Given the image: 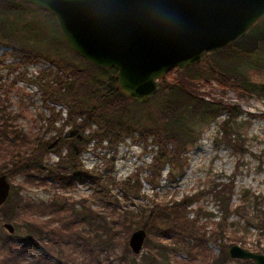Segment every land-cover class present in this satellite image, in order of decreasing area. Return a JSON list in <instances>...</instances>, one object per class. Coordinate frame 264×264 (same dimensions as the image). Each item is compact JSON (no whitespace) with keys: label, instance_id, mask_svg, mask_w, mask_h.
Wrapping results in <instances>:
<instances>
[{"label":"trees","instance_id":"1","mask_svg":"<svg viewBox=\"0 0 264 264\" xmlns=\"http://www.w3.org/2000/svg\"><path fill=\"white\" fill-rule=\"evenodd\" d=\"M27 10L35 12L28 16L25 15ZM39 23L43 25L38 27ZM240 44L244 50L264 53V19L247 36L223 50ZM4 45L12 48L10 54L18 60L7 62L9 52H4L0 55V72H16L22 66L42 60L49 61L56 68L40 69L35 78H27L26 72H21L12 82L27 80L38 86L49 113L44 117L48 137L31 136L16 124L6 104L9 89L0 84V175L5 173L11 177L22 173L26 181L62 189L71 187L78 180L90 179L101 188L98 191L100 200L108 208L114 207L117 214L111 213L113 218L108 221L103 211L95 210L85 199L77 202L64 196H55L48 202L26 199L21 194L25 185L22 182L15 185L16 191L0 205V252L3 254L0 255V264H23L21 258L27 249L51 254L53 248H57V257L64 264L67 262L61 254L67 248L71 252H81L84 258L96 264H177L171 258L173 247L164 240H172V244L180 246L193 258H199L203 264H226L229 257L226 227L233 208V181L230 184L214 183L207 191L223 215L211 229L200 222L199 216L212 217L213 212L198 208L191 210L195 216H189L188 207L194 201L190 195L156 203L141 214L128 209L117 210L119 199L111 194L101 174L88 172L81 162V155L90 145L100 150L115 148L137 132L155 152L148 164L150 176L147 179L153 187L162 179L166 167L170 180L183 176L189 165L190 147L201 138V131L191 128L189 122L198 115L215 119L227 111L234 118L241 112L238 103L223 102L202 89L213 87L212 81L216 80L222 90L232 89L238 93V102L248 100L246 96H252L256 89L245 74L237 76L239 57L247 52L241 50L224 55L223 68L219 70L201 67L197 73H190L192 66L169 70V82L162 88L169 91L163 92V113L147 124L137 116L136 110L129 107L134 101L120 91L116 69L95 66L72 50L63 38L57 19L47 10L23 1L0 0V46ZM66 50L86 63V67L69 59ZM210 53L214 51L205 53L204 58ZM261 87L260 94L264 97V85ZM59 106L66 109L65 116ZM223 134L228 137L230 147L240 154L245 153V140L240 136L232 137L231 128H224ZM150 138L152 142H149ZM52 154L57 155L58 160L51 163L47 158ZM103 159L111 170L112 161L106 157ZM121 186L124 197H140L138 174L121 182ZM45 213L50 217L40 220L38 217ZM4 222H13L15 232L9 233ZM115 225L121 227V238L113 230ZM138 229L145 230L144 247L149 248L140 262L137 254L130 255L129 248L130 235ZM211 242L221 246L219 254L210 248ZM116 243L121 249L112 255Z\"/></svg>","mask_w":264,"mask_h":264},{"label":"rangeland","instance_id":"2","mask_svg":"<svg viewBox=\"0 0 264 264\" xmlns=\"http://www.w3.org/2000/svg\"><path fill=\"white\" fill-rule=\"evenodd\" d=\"M34 12L35 10H27L25 15L30 16ZM40 20L45 22L42 17H40ZM41 25L43 24H37L38 27ZM241 45L232 46L225 51L223 49L227 46L216 50L214 53L208 54L206 58L203 56L201 62L191 65L192 67L189 69L190 73H197L201 67L205 70L222 69L224 55L236 54L242 50L247 53L239 57L240 62L237 67L239 73H237V76L245 74L246 79L256 89L253 91L252 96H246L248 100L239 102L241 112L234 118L230 117L227 111H223L215 119L198 115L189 122L191 128L201 131V138L195 146L190 147L188 153L189 165L183 176L178 177L176 180H170L167 176L168 167H166L162 179L153 187L147 179L150 176L148 164L151 163L155 152L152 145L143 142L137 132L134 133V137L126 139L115 148L100 150L93 149V145H90L81 155V162L90 174H101L111 194L119 199L116 206L117 210L128 209L141 214L152 208L156 203L180 200L184 196L190 195L194 200L193 204L188 207L190 211L202 208L213 212L212 217L199 216L200 222L206 223L211 229L215 228V222L222 220L223 215L212 194L207 193V191L212 189L214 183L230 184L233 181V208L227 220L226 235L228 239L226 243L229 246L226 249L229 252L231 245L237 244L245 250L264 253V97L260 94V88L264 85V53L244 50ZM6 51L9 52L7 62L18 60L10 54L12 48L5 45L0 46V55ZM66 54L69 59L76 60L81 67H86V63L78 60L68 50H66ZM196 65L199 66L196 67ZM45 68L55 69L56 67L49 61L42 60L39 63L22 66L16 72L11 73L7 70L0 72V84H5L4 87L9 89L6 99L8 110L15 118L16 124L31 136L48 137L50 135L45 132L46 122L44 119L49 113L41 100L37 85L27 80H19L15 84H12V82L15 76L21 72H26L27 78H35L39 70ZM167 74L160 79V89L148 102L140 103L127 96L130 100L137 102H130L129 107L136 110L137 116L147 124L159 118L163 113L165 98L163 92H169L167 88L162 90L164 85L169 82ZM105 78L107 79V77ZM212 85L213 87L202 89V91L222 99L223 102H237L238 93L232 89L222 90L216 80L212 81ZM61 107L59 106V108ZM62 108L65 116L66 109ZM225 121L228 123L227 125L224 123ZM224 128L232 129V137L240 136L241 139L245 140L247 149L245 153L240 154L230 147L228 137L223 134ZM149 142H152L151 138ZM103 157L112 161L110 163L113 166L110 168L111 170H109V166ZM47 160L51 163L55 162L58 160V156L49 155ZM134 174H138L141 195L140 197H124L121 182ZM8 178L12 186L11 193L16 191L15 185L24 182L25 185L21 188V194L26 199L35 202H48L55 196H64L69 201L75 202L85 199L86 203L95 210L103 211L108 216V221L113 218L111 213L115 212L114 214H117L114 207L108 208L100 200L98 191L101 188L90 179H86V181L78 180L71 187L62 189L51 184H37L26 181L25 175L22 173L14 174ZM195 215L193 211L189 213L190 217ZM49 217L45 213L38 218L47 220ZM54 223L56 224V221ZM113 230L116 233L118 232V238H121L123 235V233H120L121 227L115 225ZM171 241L164 240L165 243L173 247L174 254L171 257L173 262L177 264H203L199 258H193L187 251L178 245L172 244ZM209 246L215 254L221 252L219 244L211 242ZM56 249L53 248L51 254H45L40 250L27 249L21 261L23 264H64L58 259ZM120 249V244L116 243L112 255L119 252ZM148 252L149 248L144 247L141 253L135 255L130 249V255H135L138 262L141 261L142 255ZM61 256V258L66 259V264H96L95 261L84 258L79 251L71 252L70 248L65 249ZM226 264H255V262L252 259L233 258L229 253Z\"/></svg>","mask_w":264,"mask_h":264},{"label":"water","instance_id":"3","mask_svg":"<svg viewBox=\"0 0 264 264\" xmlns=\"http://www.w3.org/2000/svg\"><path fill=\"white\" fill-rule=\"evenodd\" d=\"M23 1L52 13L67 45L90 63L116 69L122 93L140 103L160 89L169 70L202 61L243 38L264 19V0H7ZM7 174L0 175V205L11 193ZM4 228H16L5 222ZM146 232H132L129 246L139 254ZM233 258L264 264V253L233 244Z\"/></svg>","mask_w":264,"mask_h":264}]
</instances>
